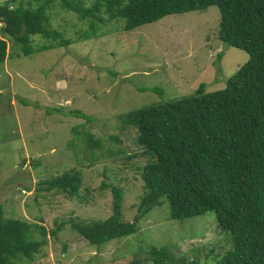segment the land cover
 Here are the masks:
<instances>
[{"label": "rangeland", "instance_id": "rangeland-1", "mask_svg": "<svg viewBox=\"0 0 264 264\" xmlns=\"http://www.w3.org/2000/svg\"><path fill=\"white\" fill-rule=\"evenodd\" d=\"M46 1L25 0V5L37 8ZM61 1L51 3L49 25L77 39L90 22ZM122 25L123 20L101 24L99 36L46 50L38 49L49 40L35 34L31 55L6 36L10 52L0 63V201L5 217L46 228L47 243L30 264H130L150 255L152 244L166 246L176 258L213 264L232 248L215 212L173 219L166 198L140 218L135 234L100 249L72 228L74 221L113 213L114 185L124 190L123 219L134 221L139 213L149 155L142 154L137 129L123 126L121 114L193 94L201 83L207 92L223 89L249 60L247 51L220 40L216 5L129 31ZM80 125L100 137L102 146L88 147L86 132H74ZM72 169L83 177L80 197L47 189V181ZM35 236L43 238L38 230Z\"/></svg>", "mask_w": 264, "mask_h": 264}, {"label": "trees", "instance_id": "trees-1", "mask_svg": "<svg viewBox=\"0 0 264 264\" xmlns=\"http://www.w3.org/2000/svg\"><path fill=\"white\" fill-rule=\"evenodd\" d=\"M87 1L60 3L90 22L73 40L49 25L53 0L37 8L25 5V0L0 4V63L10 52L6 36L21 45L22 54L31 55L36 50L35 34L49 40L38 49L46 50L99 36L101 24L123 20V29L129 31L170 14L212 5L220 10V40L247 51L249 60L223 89L207 92L206 83H201L193 94L121 114L123 126L137 129L142 154L149 155L141 173L145 191L139 213L134 221L123 219L124 190L114 185L113 213L103 220L74 221L72 228L100 249L113 239L135 234L140 218L166 198L173 219L215 212L218 227L231 236L232 248L213 264H264V0H91L86 6ZM74 114L93 119L81 110ZM73 129L77 134L86 132L91 149L102 146V139L81 125ZM82 183L81 172L72 169L47 181V189L80 197ZM37 230L42 239L35 236ZM46 243L43 225L5 217L0 201V264L24 259L30 264ZM149 249L150 255L130 264L198 262L176 258L166 246L152 244Z\"/></svg>", "mask_w": 264, "mask_h": 264}]
</instances>
